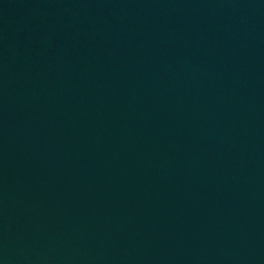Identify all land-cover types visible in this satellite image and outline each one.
Returning a JSON list of instances; mask_svg holds the SVG:
<instances>
[{"label": "water", "instance_id": "95a60500", "mask_svg": "<svg viewBox=\"0 0 264 264\" xmlns=\"http://www.w3.org/2000/svg\"><path fill=\"white\" fill-rule=\"evenodd\" d=\"M0 264H264V0H0Z\"/></svg>", "mask_w": 264, "mask_h": 264}]
</instances>
